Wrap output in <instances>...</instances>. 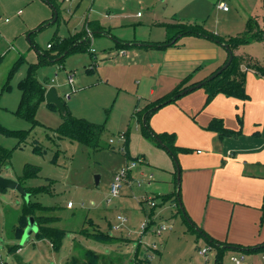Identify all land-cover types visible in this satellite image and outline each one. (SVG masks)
Instances as JSON below:
<instances>
[{
    "label": "rangeland",
    "instance_id": "374dc122",
    "mask_svg": "<svg viewBox=\"0 0 264 264\" xmlns=\"http://www.w3.org/2000/svg\"><path fill=\"white\" fill-rule=\"evenodd\" d=\"M53 1L56 14L52 9L54 14L45 26L23 33L17 41H11L1 33L4 30L8 34L9 25L2 26V23L6 18L10 20L16 11L5 7L6 10L0 12V146L11 151L10 161L0 174L18 180L30 189L42 188L34 190L36 194L28 198L17 190L0 188V250L9 264H66L72 255L81 257L84 249L105 255H113L116 251L122 261L114 264H133L131 259L134 253L139 254L140 248L147 243L145 254L151 253L153 264H202L200 249L205 246V241L197 240L176 200L163 203L156 196L154 199L158 204L151 207L143 202V197L146 192L154 196L153 191L147 189L144 181L141 187L133 184L131 191L127 186L129 178L124 182L120 195L113 198L110 195V185L116 171L134 158L127 156L124 135L141 134L140 121L134 114L137 98L124 94L123 89L135 90L141 69L149 68L144 63L150 66L151 62L156 64L162 60L159 52L138 50L134 46H129L126 51L130 54L138 51L139 56L127 59L117 55L115 47L117 42L129 43L135 38L156 39L158 34L164 33L165 29L147 23L146 18L153 12L155 18H162L164 10L170 9L171 0ZM200 1L194 0L195 4L189 6L193 15L210 12L209 9H202V6L197 7ZM225 3L230 13L219 14L212 9L208 13L212 20L207 26L212 28L213 24H217L222 34L239 37L247 29V15H251L257 17L264 29V0H225ZM182 4V0L176 3V10L187 12ZM90 19L99 20L111 30L113 40L102 34H88L90 47L71 52L62 63L51 62L39 66L37 78L49 87L55 86L60 96L64 97L68 92L71 94V98L66 100V108L72 116L104 124L101 147L60 136L58 130L65 117L61 110L46 100L36 109L34 118L18 111L22 97L19 82L27 74L29 61L35 60L37 54L32 40L38 49L49 50V42L80 32ZM31 31L35 32L30 37ZM255 45L261 47L258 48L261 52L259 57L263 62L264 48L262 44L249 47ZM23 46L24 49L20 48ZM108 47L113 49L109 50ZM91 48L96 49L95 56L91 55ZM21 56L24 59L14 69L7 88L3 89L9 72ZM70 74L74 76L75 91L67 83ZM144 103V99H141L138 108L142 109ZM7 130L17 133L11 134ZM27 165L38 167L37 175L26 176ZM137 165L141 166L140 163ZM142 166L144 171L154 174L156 183L165 184L164 177L157 174L155 167ZM29 172H33V169ZM29 201H39L51 207L47 214L57 219L52 220L50 225L65 230L59 248L55 249L50 240L40 238L36 230L28 236L24 235V230L17 235V228L25 222L28 225L21 216ZM69 202L74 205L72 208L68 207ZM152 210L158 217L157 223L166 225L167 229L160 234L153 231L147 235L141 234L145 213ZM118 214L124 215L127 220L120 224ZM90 219L96 225H92ZM156 224H150L151 229L154 230ZM116 225L120 227L115 229ZM84 230H100L120 240L102 242L87 237ZM150 243L157 245L159 253L155 254L150 249Z\"/></svg>",
    "mask_w": 264,
    "mask_h": 264
},
{
    "label": "crops",
    "instance_id": "0c3cea01",
    "mask_svg": "<svg viewBox=\"0 0 264 264\" xmlns=\"http://www.w3.org/2000/svg\"><path fill=\"white\" fill-rule=\"evenodd\" d=\"M179 1L171 0L170 9L164 10L162 18H155L154 12L146 18L147 23L151 22L165 29L164 33L158 34V38H135L129 43L117 42L115 47L116 54L127 59L139 56L138 51L128 53L126 48L129 46L147 52L156 51L162 55V60L156 64L151 62L149 66L144 63L149 68L141 69L135 90L123 89L124 94L137 98L134 108L136 116V112L141 110L138 108L141 99L145 101L144 107L149 102L171 96L178 90L203 81L224 65L229 57L226 45L209 34L225 37L230 34H222L217 24H213L212 28L207 26L212 20L211 14H208L212 9L219 14L230 13V8L225 10L219 6V2L225 0H201L197 7L210 10L202 15H193L189 11V6L195 4L194 0H182L183 8H187V12L176 10V3ZM50 6L52 7L46 0H0V12L6 10L5 7L7 10L16 11L10 20L6 18L2 23V26L9 25L8 34L4 30L1 33L9 40L17 41L23 33L38 28L52 18L55 10ZM108 15L111 19V15ZM247 18L248 21L250 18L258 21L255 16L247 15ZM89 21L98 22L102 30L96 33L89 30L88 34H102L113 40L111 30L104 27L99 20ZM217 22L218 20L215 23ZM258 23L263 28L262 23ZM180 24H197L209 34L185 33L175 37ZM49 44L50 42L47 44L48 49ZM254 44H262L264 48V38L234 50L236 56L248 59L241 66L244 71L245 97L218 92L208 100V93L203 85L156 108L152 113L149 119L152 130L156 134L167 135L165 143L173 145V151L167 150L164 146L166 144L163 142V145L158 138L145 137L142 126L140 135H124L127 156L133 158L138 155L144 159L141 166L131 170L127 186L131 190L132 185L137 184L136 180L141 179L147 189L154 193L152 196L146 192L144 197L157 196L163 203L176 198L181 212L185 210L186 216L193 222L195 227L189 222L187 224L197 240L203 239L204 247H212L211 261L214 264H229L232 255L245 256V264H264V73L248 67L250 63L251 66L264 68V61L259 57L261 52L258 48L261 47H249ZM20 48L24 49L25 46ZM241 48H244V52ZM35 50L36 59L29 63H37L39 53L47 51ZM63 55L64 53L57 60ZM43 84L49 88V85ZM138 120L142 125L141 118ZM214 120L219 121L225 128L223 134L217 127L211 126ZM144 164L155 167L157 174L164 177L165 184L156 183L154 174L143 170ZM150 175L152 178H149ZM157 204L156 201L155 206ZM148 213L152 214V218ZM148 213H145V217H150V224H156L157 215L153 210ZM90 220L92 225H96L93 219ZM150 224L147 234L155 231ZM158 225L157 223L156 227ZM147 245L149 244L146 243L145 247L140 248L139 254L134 253L131 262L134 258L141 261L146 258L143 263L153 264V258H147L145 254ZM152 251L159 253L157 247ZM261 259L263 261L259 262Z\"/></svg>",
    "mask_w": 264,
    "mask_h": 264
},
{
    "label": "trees",
    "instance_id": "16d2710c",
    "mask_svg": "<svg viewBox=\"0 0 264 264\" xmlns=\"http://www.w3.org/2000/svg\"><path fill=\"white\" fill-rule=\"evenodd\" d=\"M52 7H54V10H56L55 5L50 1L47 0ZM53 1V0H52ZM54 2V1H53ZM45 24V23H44ZM40 25L38 28L41 29L43 25ZM255 29V30H254ZM91 30L93 32L101 31V27L98 22L95 21H87L85 28L80 31L77 35L73 37H67V38H56L53 43L50 42V49L46 52H40L39 53V59L37 63H29L28 64V70L27 74L24 78H22L19 82L21 91H22V97L21 101L18 107V111L22 115H26L30 118H34V114L36 112V109L38 106L45 101V95L47 88L43 83H41L37 78V68L43 64H48L54 61H63V59L70 54L71 52H74L76 50H83L88 47H90V38L88 37V31ZM35 31L30 32V37ZM92 32V33H93ZM175 33V37L179 34H185V33H199V34H209L206 30H204L203 27L199 25H188V24H180L179 28ZM211 37L216 39L218 42L225 44L228 48L233 52V60L231 64L219 75H217L215 78L207 81L204 86L206 88V91L208 93V100H210L215 94L218 92H225L232 95H237L240 97H245V89H244V71L241 68L243 64H245L248 59H246L243 56H236L234 54V50L239 48V46L250 43L252 41L261 40L264 38V29L261 28L258 21L254 18H250L247 24V29L244 31L242 36H229L225 37L223 35L215 34L211 35ZM174 37V38H175ZM32 44L34 47L38 49L36 44L32 40ZM91 55L95 56L96 53L91 51ZM64 53V55L57 60V58ZM66 53V54H65ZM24 58L21 56L17 60V62L12 67V70L9 72L6 81L3 84V89L7 88L9 85V80L13 74L14 69H17V66L22 62ZM96 61V59H95ZM248 67L253 68L257 71L264 73V68L258 66L254 67L251 66L249 63ZM186 88V87H185ZM182 90V89H181ZM176 91L178 93L179 91ZM174 93V94H176ZM171 96L165 97V98H159L155 101L149 102L147 105H145L140 111L138 110L136 112L137 117L142 120V133L147 138H158V140L163 144L165 143V136L167 135H159L156 134L149 123V119L152 115V113L156 110V108H159L163 106L162 104L167 98L172 97ZM63 101L65 102L66 106V100L64 97H62ZM50 105L54 106V104L49 103ZM65 120L63 124L59 127L58 134L60 136H66L70 138L71 140L78 141L82 144L91 145L93 147H101L102 141L101 137L104 133L105 126L104 124L95 123L92 121L87 120L86 118H78L75 116H72L66 108V112L63 113ZM212 127H217L218 130H220L221 134L225 132V128H223L219 121H212L211 123ZM11 134H16L17 132H14L12 130H7ZM166 144V143H165ZM164 145V144H163ZM167 150L173 151L175 147L173 145H170L167 143L166 145ZM174 147V148H173ZM11 157V151L4 148L3 146H0V173L3 170V168L6 166V164L10 161ZM31 169H33V172H29ZM26 176L31 177L35 176L38 173V167L27 165L26 167ZM1 175V174H0ZM43 187V186H42ZM25 190L30 195H35V191L41 190L42 188L38 189H30L29 187H24ZM48 188L46 187V191ZM173 196V195H172ZM169 197H167L168 199ZM173 200H176L174 198ZM51 209L50 206L43 205L39 201H29L27 202L26 208L24 210V213L22 214L21 218L25 221H27L28 224V218L29 216H33L36 221V225L38 227V230L36 233L40 238L48 239L52 243L53 247L55 249L59 248V246L62 244L63 237L65 235V230L59 227H54L50 225V222L52 220H56V216L48 215L47 213ZM148 215L152 218V214L148 213ZM184 217L186 221L188 222L189 217L186 216L185 210H184ZM20 218V219H21ZM26 223V222H25ZM23 223V225H25ZM20 226L17 228L16 233L17 235L22 233V231L26 228L25 226ZM192 227H195L193 222L190 223ZM84 233L87 237H90L95 240H99L106 243L115 242L116 240H120V238L112 237L111 235H108L100 230L98 231H88L84 230ZM122 240H129V239H123ZM20 248V247H19ZM18 248V249H19ZM146 258H144L142 261H145ZM221 260V257L219 258V261ZM122 257L121 255L115 251V254L113 255H105L101 253H97L91 249H84L83 254L81 257L72 255L69 260L66 262V264H114L117 262H121ZM217 264H221L218 262Z\"/></svg>",
    "mask_w": 264,
    "mask_h": 264
},
{
    "label": "built area",
    "instance_id": "2783aa9c",
    "mask_svg": "<svg viewBox=\"0 0 264 264\" xmlns=\"http://www.w3.org/2000/svg\"><path fill=\"white\" fill-rule=\"evenodd\" d=\"M219 6L225 10L228 9V6L224 1L219 2ZM49 46H51V45L49 44ZM91 51H93L95 53L96 49L91 48ZM67 83L70 85L71 90L75 91V88L73 86V83H74L73 74H70L68 76ZM64 98H65V100L70 99L71 94L69 92L65 93ZM143 161H144L143 157L137 155L134 157V159L130 163H127L124 167L120 168L115 173L114 178H113L111 185H110L111 198L116 197V196L121 194L122 189L124 187V182L129 178V174H130L131 170H133L137 166L138 163H142ZM149 178H152V175H150ZM136 181H137L138 185H142L141 179H137ZM111 198H109L108 201H110ZM143 201L147 202L150 206L156 205V201L152 197H143ZM72 205H73L72 202L68 203V207H72ZM117 219L120 220V224H122L127 220V217H125L122 214H118ZM150 222H151L150 217L149 216L145 217V221L141 225V231H140L141 234L146 233V231L149 229ZM119 227H120V225H116L114 228L118 229ZM170 228H171V226H170ZM166 229H167L166 225L159 224L156 227V229H154L155 230L154 232L157 234H160V233H162V231H164ZM151 245H152V247L151 248L149 247V248L152 250H155L157 247L156 244L151 243ZM200 253L204 259V264H214V262L211 261L213 249L210 245L203 247L200 250ZM147 258H153V256L151 254H147ZM132 263L133 264H145V263H143V261H141L138 258H134ZM0 264H9L7 258L4 256V254L2 253L1 250H0ZM229 264H245V258H244V256L232 255L229 259Z\"/></svg>",
    "mask_w": 264,
    "mask_h": 264
},
{
    "label": "water",
    "instance_id": "95a60500",
    "mask_svg": "<svg viewBox=\"0 0 264 264\" xmlns=\"http://www.w3.org/2000/svg\"><path fill=\"white\" fill-rule=\"evenodd\" d=\"M55 14H56V11H55ZM233 56H234L233 52L229 49V57H228L227 61L215 73L211 74L207 79H205L203 81H200L194 85H190V86L182 89L178 93L174 94L172 97L167 98L162 104H167V103L175 100L179 96L184 95V94H186V93H188V92H190L196 88H199V87L203 86L207 81L215 78L217 75H219L221 72H223L231 64V62L233 60ZM45 99H46L47 103L54 104L59 110L62 111V113L66 112L65 102L63 101L62 97L58 94V91H57L55 86H51L47 89ZM178 173H179V169H178ZM0 188H3V189L11 188V189L17 190L19 193H21L26 198H28L30 196V194L25 190L24 186L18 180L7 178V177H4L2 175H0ZM182 210H183V208H182ZM183 213H184V210H183ZM188 222L192 223V221L189 219H188ZM34 230H36V231L38 230L35 218L33 216H29L28 225L24 229V235L28 236Z\"/></svg>",
    "mask_w": 264,
    "mask_h": 264
}]
</instances>
